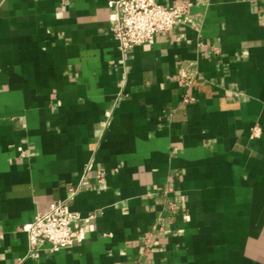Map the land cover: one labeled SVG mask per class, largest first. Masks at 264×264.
Here are the masks:
<instances>
[{
    "label": "crops",
    "instance_id": "obj_1",
    "mask_svg": "<svg viewBox=\"0 0 264 264\" xmlns=\"http://www.w3.org/2000/svg\"><path fill=\"white\" fill-rule=\"evenodd\" d=\"M110 1L0 0V264H264V0L126 54ZM56 201L85 239L31 251Z\"/></svg>",
    "mask_w": 264,
    "mask_h": 264
},
{
    "label": "built area",
    "instance_id": "obj_2",
    "mask_svg": "<svg viewBox=\"0 0 264 264\" xmlns=\"http://www.w3.org/2000/svg\"><path fill=\"white\" fill-rule=\"evenodd\" d=\"M114 11L112 31L122 53H128L137 46L155 42L160 33H169L176 26L187 24L191 20L193 4L163 5L157 0H111L108 3ZM182 83H188L183 78ZM189 102L188 97L185 98ZM262 128H252L251 138H259ZM103 182V176H99ZM77 192L71 190L70 199ZM93 216L83 217L79 212L70 209L67 201H56L49 210L38 213L26 227L31 251L49 245L50 250L61 249L80 244L91 226Z\"/></svg>",
    "mask_w": 264,
    "mask_h": 264
}]
</instances>
